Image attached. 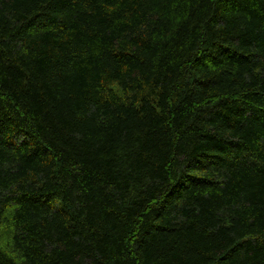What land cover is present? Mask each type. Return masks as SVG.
<instances>
[{
    "label": "trees",
    "instance_id": "16d2710c",
    "mask_svg": "<svg viewBox=\"0 0 264 264\" xmlns=\"http://www.w3.org/2000/svg\"><path fill=\"white\" fill-rule=\"evenodd\" d=\"M0 264H264V0H0Z\"/></svg>",
    "mask_w": 264,
    "mask_h": 264
}]
</instances>
